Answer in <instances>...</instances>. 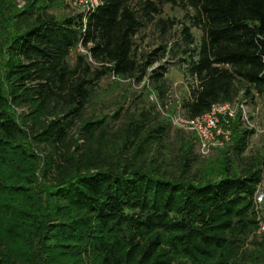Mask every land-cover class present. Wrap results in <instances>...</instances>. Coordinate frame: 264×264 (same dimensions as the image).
<instances>
[{
    "label": "trees",
    "instance_id": "16d2710c",
    "mask_svg": "<svg viewBox=\"0 0 264 264\" xmlns=\"http://www.w3.org/2000/svg\"><path fill=\"white\" fill-rule=\"evenodd\" d=\"M166 5L183 20L164 17ZM76 6L0 0V264H264L254 130L237 117L232 143L207 163L159 108L167 57L190 84L186 119L264 97V0ZM151 27L161 42L143 48ZM109 75L143 90L111 109Z\"/></svg>",
    "mask_w": 264,
    "mask_h": 264
},
{
    "label": "rangeland",
    "instance_id": "374dc122",
    "mask_svg": "<svg viewBox=\"0 0 264 264\" xmlns=\"http://www.w3.org/2000/svg\"><path fill=\"white\" fill-rule=\"evenodd\" d=\"M12 1L16 8H21L25 3V0H12ZM71 1L73 3L76 2L77 5L79 4L82 5V3H80L79 0H71ZM76 7H79V9L82 8V6H76ZM58 12L60 13L66 12V9H59ZM163 16L183 20V12L178 8L171 7L170 5L164 6ZM179 28H180V24H177L171 35L174 36L177 33H179L180 32ZM192 32L199 39L200 36L199 30L193 28ZM142 34H143V39H141V44H142L141 46L143 48H150L151 46H154L159 42H161L160 36L157 34V31L152 27L148 28ZM169 36L166 37V41L169 46H172L173 40L172 37L169 38ZM80 51L84 52L83 49ZM70 62H73V57L70 58ZM163 62H165V64H168V72L165 74V77L169 84L170 95L166 102L167 106L164 108L162 107L159 108L161 110L162 115L166 117L168 121L172 124L173 129L181 128L187 137H191L192 134L185 132L184 129L179 125V120L180 118L183 117L182 112L180 110L181 108L180 102L182 98L189 95L190 84L188 83L187 78H185L183 73L178 69L177 65L173 63V59L167 57ZM143 85L144 83L137 85L133 80L116 79L113 78L112 75H109L106 79L102 81L101 92L103 94L104 101L112 109V108H116L117 104L123 103L124 100L125 102L123 103V105L127 106L128 105L127 97L128 98L132 97L130 94L133 95L134 93L137 92L140 93V91L143 90ZM148 89L149 87H147V90ZM149 99L153 102H156V99L154 100L151 98ZM238 102L240 103V105L239 107H237V110H235L236 115L233 119L228 120L229 121L228 123L223 119L222 115L219 116V112H218V125L216 129L213 130L214 141L215 142L221 141L224 142V144L213 145L210 149V152L204 156L205 157L204 161L206 162L209 161V163L218 162L216 161V158L219 157V153L221 152V150L227 149L232 143V137L234 135L233 121H235L236 118L239 117L240 120L237 121L238 124L240 123L239 128L240 129L245 128L243 119L241 120V116L244 113L247 115L248 122L252 127V129L254 130L253 135H251L249 138L247 151L253 155H264V97L257 98L255 101L254 100L245 101L241 96L238 99ZM226 131L230 132V137L229 140L227 141L224 140ZM165 156H166L165 159H167L168 162L173 161L171 154L165 153ZM262 185H264V183H262ZM260 218L261 220H264V204H262L260 208ZM258 230H260V228H258Z\"/></svg>",
    "mask_w": 264,
    "mask_h": 264
},
{
    "label": "built area",
    "instance_id": "2783aa9c",
    "mask_svg": "<svg viewBox=\"0 0 264 264\" xmlns=\"http://www.w3.org/2000/svg\"><path fill=\"white\" fill-rule=\"evenodd\" d=\"M80 3H82V9L84 11H88L90 8H92L96 4V0H79ZM76 4V2H74ZM85 3V4H84ZM82 50V48H81ZM115 77V76H113ZM151 99H156L155 95L150 96ZM240 103L238 100L233 104H216L212 107L211 111L193 118V119H186L184 117L180 118L179 125L186 131L193 132L198 140V148L199 151L202 154H208L210 152V149L213 145H223L224 142H215L214 141V134L213 130L216 129L218 125V112L219 116L222 115L223 119L228 123V120H231L235 117L237 107H239ZM227 119H226V118ZM243 119V124L245 128L252 129L248 122V117L244 113L241 116V120ZM230 132L226 131L224 140H229ZM264 175H262V181L259 184L257 191L255 193V202L258 206L261 204H264ZM260 230H264V222H260Z\"/></svg>",
    "mask_w": 264,
    "mask_h": 264
}]
</instances>
